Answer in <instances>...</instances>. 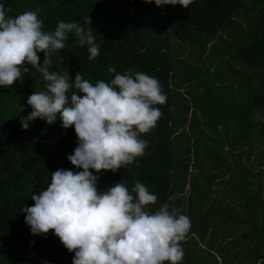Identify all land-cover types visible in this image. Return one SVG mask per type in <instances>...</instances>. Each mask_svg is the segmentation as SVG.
<instances>
[{
  "label": "trees",
  "instance_id": "1",
  "mask_svg": "<svg viewBox=\"0 0 264 264\" xmlns=\"http://www.w3.org/2000/svg\"><path fill=\"white\" fill-rule=\"evenodd\" d=\"M0 4L11 8L7 14L12 18L41 9L46 32H53L61 20L93 28L98 57L89 60L87 46H79L70 33L65 48L51 55L50 71L68 70L73 81L80 72L95 84L114 78L115 73L107 71L111 66L118 73L143 72L160 82L167 99L156 105L162 116L155 128L142 136L148 144L145 154L116 172H93L98 191L116 182L131 190L140 182L157 196L149 212L167 204L187 216L190 230L182 242L181 264H201L208 257L217 264L218 256L223 264L235 258L264 264L260 200L264 198V0H194L187 9L157 7L154 0H0ZM87 17L91 25L85 22ZM240 18L247 20V27L238 22ZM156 27L157 34L169 29L172 41L169 36L163 39V34L155 39L151 31ZM220 33L234 41L219 38L223 55L211 61V69L202 64L183 67L196 77L185 82L182 94L174 92L173 74L182 73L181 49L197 47L201 54ZM38 56L42 64L44 54ZM26 67L29 72L21 80L0 87V264H72L74 253L52 231L46 237L32 235L22 212L24 206L33 205L31 195L51 182V173L82 171L67 159L77 146L73 127L63 129L59 118L51 125L37 118L22 129L21 120L32 111L28 97L46 90L42 76ZM228 172L233 183L223 179ZM253 183L257 187L249 189ZM219 193L222 200L236 203L220 208L215 203ZM218 233L225 234L217 243L220 251L210 257L198 244L214 243ZM225 238L228 243L221 245Z\"/></svg>",
  "mask_w": 264,
  "mask_h": 264
},
{
  "label": "clouds",
  "instance_id": "2",
  "mask_svg": "<svg viewBox=\"0 0 264 264\" xmlns=\"http://www.w3.org/2000/svg\"><path fill=\"white\" fill-rule=\"evenodd\" d=\"M193 2L154 0L157 7L185 9ZM40 11L12 18L7 14L11 8L0 4V87L21 80L29 72L26 65L42 76L46 90L28 97L32 111L21 120L22 129L37 118L50 125L59 118L63 129L73 127L77 146L67 159L82 171L58 169L44 190L31 195L33 205L22 209L31 234L46 237L52 231L74 253L72 264H181L189 218L167 204L149 212L157 196L140 182L131 190L116 182L98 191V176L93 174L116 172L145 154L148 144L142 136L155 128L162 116L156 105L167 99L160 82L143 72L118 73L111 66L107 71L115 73L114 78L95 84L80 72L73 81L68 70L50 71L51 55L65 48L70 33L79 46H87L89 60L98 57L100 48L93 28L76 22L61 20L53 32L44 31ZM85 22L91 25L89 17Z\"/></svg>",
  "mask_w": 264,
  "mask_h": 264
},
{
  "label": "rangeland",
  "instance_id": "3",
  "mask_svg": "<svg viewBox=\"0 0 264 264\" xmlns=\"http://www.w3.org/2000/svg\"><path fill=\"white\" fill-rule=\"evenodd\" d=\"M259 13V10L257 11ZM238 22L243 26V27H247V20L243 19V18H240L238 20ZM244 30H247L246 28H243ZM157 27L154 28L151 33L154 34V37L155 39H158V37H160V35L163 34V39H166L168 36H169V39L168 41H172V32L169 31V29H167L166 31L164 30V32L160 31V33L157 34ZM205 37V35H204ZM219 38H223L224 40H226L227 42H233L234 40H232L230 37H227V34L226 33H220L218 35L215 36V38L211 41L210 45H207L206 46V50L205 52L201 53L200 54V51H199V48L197 47H192L189 48V47H184L181 49V55H180V58L181 60L183 61L182 63L180 62L179 64V67L178 68H182V73L180 71H178L176 74L174 73L173 74V80H174V86H173V89H174V92L176 90V92H178L179 94H182L180 93V90H182L184 88V85H185V82L189 83L190 81H192V79H194L196 77V74L194 73H190V72H186L183 67H196L198 66V64H202V67H207L209 69H211L213 67V64L211 61H213V59L215 58H219V56H222L223 55V52L224 50L220 49L219 47ZM175 40L173 39V44H174ZM212 46H214L216 49L214 50H210L212 48ZM162 47V45H161ZM198 57H200L201 60L198 59ZM184 70V71H183ZM186 72V73H185ZM184 80V81H183ZM241 80V79H240ZM183 81L182 84H180L181 82ZM233 81V80H230V82ZM194 82V81H192ZM209 85V84H208ZM235 87V86H234ZM185 89V88H184ZM201 89V88H200ZM177 93V94H178ZM174 128H176V131L179 132V126H175ZM252 157V156H251ZM253 158V157H252ZM251 158V160H252ZM231 172L229 173H226L223 175V179H225V181H230L231 183H233V181H231ZM229 182V183H230ZM264 182L261 181V185H263ZM257 185H255V183H253V185L249 188V189H254L256 188ZM221 191V190H220ZM217 199V200H216ZM224 199V198H223ZM215 200H216V205L217 206H220L223 207L224 204L226 203H233L232 201H228V200H222L221 199V193H219L218 195H215ZM260 200H261V203L264 204V198L262 196H260ZM236 203V201L234 202ZM209 205V204H208ZM207 205V206H208ZM234 209L236 208L235 205L233 206ZM224 235L223 233H218L217 234V241H215L214 243H210L209 242H206V244H198L199 247L202 248V250H204L205 252H207L210 257H213L214 255H218L219 254V248H220V245H218L217 243H221V240L224 238ZM235 237V236H234ZM198 240H199V237H196ZM226 240L225 241H222V244H225L226 242L228 243V239L225 238ZM213 244V245H212ZM192 250V248H189ZM190 250V251H191ZM198 249L194 250L197 252ZM207 253H205L207 255ZM200 255V254H199ZM219 257V256H218ZM217 257V264H223L221 262V259H219ZM213 259L210 260V258L208 257V260L207 261H204L203 263L201 264H213ZM225 264H251L250 262L246 261L244 262V260H239V259H233V260H228L227 262L225 261L224 262Z\"/></svg>",
  "mask_w": 264,
  "mask_h": 264
}]
</instances>
